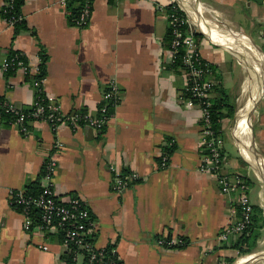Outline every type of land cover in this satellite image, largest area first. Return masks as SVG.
<instances>
[{"label":"crops","instance_id":"0c3cea01","mask_svg":"<svg viewBox=\"0 0 264 264\" xmlns=\"http://www.w3.org/2000/svg\"><path fill=\"white\" fill-rule=\"evenodd\" d=\"M4 3L0 63L23 53L35 65L45 55L44 93L62 114L98 115L112 80L121 98L101 131L64 124L53 132L32 121L25 135L0 113V264H72L61 237L26 232L10 202L12 191L37 182L41 188L49 157L58 162L60 198L85 201L97 226L96 246L116 251L121 264H264V0H93L84 28L69 23L61 0H25L28 30L19 34L2 16ZM174 4H182L188 33L214 67L218 87L211 98L226 93L235 106L234 117L221 123L225 170L247 179L256 219L252 232L224 242L219 235L238 219L237 196L222 194L216 177L199 170L202 112L181 99L185 74L171 68L165 47ZM245 20L260 44L244 31ZM242 40L247 52L238 46ZM253 58H262L259 71L253 72ZM31 81L22 72L0 77V99L31 108ZM57 142L64 149L56 150ZM111 168L136 175V183L117 194ZM162 237L185 245L158 246Z\"/></svg>","mask_w":264,"mask_h":264},{"label":"built area","instance_id":"2783aa9c","mask_svg":"<svg viewBox=\"0 0 264 264\" xmlns=\"http://www.w3.org/2000/svg\"><path fill=\"white\" fill-rule=\"evenodd\" d=\"M80 1H83L84 5L75 26L84 28L91 18L93 0ZM68 3L69 0H61L64 7H67ZM180 5L176 6L177 9L184 12L183 6ZM12 7L13 0H5L3 10L12 9ZM186 17L180 16L177 10L168 15V25L173 36L171 47L168 49L169 63L174 64L179 52H182L180 54L181 69L184 71L186 84L184 96L181 99L190 105H197L202 112L200 148L203 157L199 167L200 172L215 176L222 194L237 196L233 214H236L238 219L230 223L219 235V240L224 242L231 237L244 236L248 233L252 226L254 210L249 197L250 188L247 179L241 174L229 173L225 170L224 134L222 130L214 129L210 111L211 95L218 87V82L215 79L213 65L202 56L195 39L184 29L188 24ZM16 20L12 18L6 21L13 26ZM41 64V61L39 64H30L23 53H16L0 63V77L22 72L26 77L32 78L31 82L36 89V94L44 93L46 77H39ZM120 96V86L117 81L112 80L104 91L99 113L95 116L90 113L64 115L60 107L47 96H45L46 105L41 104L42 99L36 96L32 112L26 113L23 108L3 99H0V110L14 115L12 124L25 135L30 131L27 124L32 121L48 123L53 132L64 124L69 125L73 131L80 128L101 131L112 119L110 107L116 108ZM54 148L62 150L64 144L57 142ZM168 159V155L162 156V166L168 165ZM57 170L58 162L53 157H49L44 163L41 179L43 185L38 195L30 194L27 190H16L10 193L11 205L24 217V230L28 233L39 232L46 236L61 237V245L72 256V264H120L116 251L96 246L94 236L97 226L85 201L77 197L67 201L60 198L54 184ZM111 171L114 173L113 189L117 194L125 192L131 182L137 180V176L132 173L127 176L115 168H111ZM157 244L165 248H175L184 246L185 242L182 239L162 237L158 239ZM42 249L49 250L48 246H43Z\"/></svg>","mask_w":264,"mask_h":264},{"label":"trees","instance_id":"16d2710c","mask_svg":"<svg viewBox=\"0 0 264 264\" xmlns=\"http://www.w3.org/2000/svg\"><path fill=\"white\" fill-rule=\"evenodd\" d=\"M24 3H25V0H13L12 9L11 8H5L4 10H2V16H3L4 19H6V20H11L12 18L17 19L16 22L14 23V25H13L15 34H19L22 30H28L27 23H26L25 18H24L23 14H22V6L24 5ZM83 5H84L83 1H80V0H69L68 6H67V9H68V20H69V23L72 26L76 25V21L79 18V15H80V12H81V9H82ZM176 6H177V4H174V5L170 6L168 8V14H171L173 11L177 10L178 14L180 16L186 17V14L184 12H182V11H179ZM21 17H22V20H21ZM184 29L187 31L189 29V27L186 25L184 27ZM194 37L198 39V38H202V35L201 34H194ZM172 40H173L172 30L169 27L167 35H166V38H165V47L166 48L169 49L171 47ZM181 53L182 52L180 51L175 63L171 65V68H173L175 70H178V69L181 68V66H182L181 58H180V54ZM41 62H42V64H41V73H40L39 77L43 78V77L47 76V73H46L47 57L45 55H43V54H41ZM36 96L39 97L40 99H42V100L39 99L41 104H44V105L47 104V99H45L46 95L44 93L38 92L36 94ZM211 101H212V106L210 108V111H211L213 127L216 130H221L222 121L225 118L234 117L235 106L230 102L229 97H228V95L226 93H224V97H221L219 99L216 98L214 100L211 99ZM33 110H34V107H31L29 109H24V111L26 113L32 112ZM113 112H114V108L110 107V114H113ZM0 113H1V115L3 117V119L5 121L9 122V123L14 119V115H12V114H6V113L2 112V110H0ZM80 114H84V113H80ZM125 174H127V173H125ZM132 183H136V181H133ZM27 191L30 194L38 195L40 193L39 182L33 183L30 186H28ZM255 219L256 218H255V216L253 214L252 226H251L250 230L248 231V233L252 232L253 221H255ZM257 237H258V234L256 233L254 235V241L257 239Z\"/></svg>","mask_w":264,"mask_h":264},{"label":"rangeland","instance_id":"374dc122","mask_svg":"<svg viewBox=\"0 0 264 264\" xmlns=\"http://www.w3.org/2000/svg\"><path fill=\"white\" fill-rule=\"evenodd\" d=\"M192 2V1H191ZM182 5V4H181ZM246 23H247V21L245 20V22H244V31L247 33V34H250L251 36H252V38L254 39V41L256 42V43H258V44H260V40H259V35H258V31L256 32V33H252L251 32V29H249L248 28V26L246 25ZM245 36V35H244ZM245 42L242 40L241 42H239L238 43V46L239 47H241L243 50H244V48L246 47V46H244L243 44H244ZM255 43V44H256ZM258 44H256L257 46H259ZM246 50V49H245ZM244 50V51H245ZM246 52H247V50H246ZM255 52L257 53V51H256V49H255ZM258 54V53H257ZM243 55V54H242ZM248 56H249V54H248ZM247 56V57H248ZM249 58H252L251 56H249ZM262 70H263V72H262V76H263V78H264V68H262ZM247 76H248V71L246 70V68L244 67V69H243V80H245L246 79V82H247ZM241 108H239V110H240ZM239 112V111H238ZM235 124H236V120H235ZM229 137H231V134L229 135Z\"/></svg>","mask_w":264,"mask_h":264},{"label":"bare ground","instance_id":"6f19581e","mask_svg":"<svg viewBox=\"0 0 264 264\" xmlns=\"http://www.w3.org/2000/svg\"><path fill=\"white\" fill-rule=\"evenodd\" d=\"M253 61H254V63H255V67H254L253 72H255V71H257V70L259 71L260 66H261V63H262V58H260V59H258V60H256V59L253 58ZM250 62H251V61H250ZM252 63H253V62H252ZM254 63L252 64V66H254ZM260 92H261V91H257V90L255 91L254 97L250 100L249 105H248V107H247V115H248L249 110H250L251 107H252V104H253L254 98L257 97V96L259 95Z\"/></svg>","mask_w":264,"mask_h":264},{"label":"water","instance_id":"95a60500","mask_svg":"<svg viewBox=\"0 0 264 264\" xmlns=\"http://www.w3.org/2000/svg\"><path fill=\"white\" fill-rule=\"evenodd\" d=\"M240 57H242L241 55H240ZM255 100V99H254ZM253 105V104H252ZM250 113H251V109L249 110V112H248V117L250 116Z\"/></svg>","mask_w":264,"mask_h":264}]
</instances>
